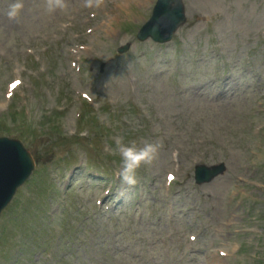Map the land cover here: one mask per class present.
<instances>
[{"label":"rangeland","instance_id":"rangeland-1","mask_svg":"<svg viewBox=\"0 0 264 264\" xmlns=\"http://www.w3.org/2000/svg\"><path fill=\"white\" fill-rule=\"evenodd\" d=\"M13 2L14 0H0V50L4 49V47H9L7 42H9L11 39L19 42V37L28 38L29 36L39 33L41 30L45 29L48 23L47 21L51 17H53L52 20L54 23L66 22L68 20L67 16L71 12L72 6L79 5L82 1L61 0V3L64 5L63 8H55L54 10L49 11V8L45 7V4L49 5V3L52 2L50 0H41L40 6L36 3V0H22L24 7L17 17V22L15 19H9L7 15L10 5ZM29 2H32V4L28 6ZM187 2L198 5L204 10V12L208 13L211 16H219L220 21H211V26L209 27L208 25H206L205 20L200 13L195 12L194 14H192V12H187V14L191 15L192 18H196L197 20H195L194 23L188 24V16L187 23L182 27L183 29L180 31L181 38H185L187 42H189V40H192L194 37L197 40L208 42V39L217 36L219 42L222 45H225V43H227L228 47H231V45H234L235 47H241L242 45H245L247 48H249V50L246 51L242 63L244 62V60H246V56L250 55L251 50L253 51V55L257 59L264 62V0H187ZM41 6H44L47 9V12ZM122 6L126 8L130 7L127 4L125 5L124 1H122ZM224 11L225 13L224 15H222L221 13ZM117 13H119V10H116L114 13V11L112 12L111 8L105 6L98 14V19L104 18L107 15L114 14L117 20H121L122 17H118L115 15ZM48 15L50 16V18L48 17ZM144 16L145 14H142L140 17L136 14H133L129 19H135L139 17L138 21H140L141 17L144 18ZM96 22L97 20H94L93 24L95 25ZM119 27L122 28L121 26ZM42 32L46 35L54 34L52 29H46V31ZM60 37L61 35L50 37L46 41H50L55 44V42H57ZM84 38L87 41H90L92 43L94 42L96 44L91 47L90 51L87 50L89 51L87 55L89 57L98 55V57L94 60H104L105 57H109L111 55V51L116 49V46L125 40V36L116 32L115 29H108V32L104 35L100 34V36ZM127 40L128 38L126 37V41ZM85 44L87 45V43ZM61 47L62 46L59 44L56 50H60V52H62ZM63 50L65 53V49ZM87 51L84 53H87ZM49 58L50 56H46L44 61L49 60ZM234 58L235 57H232L231 60H234ZM4 61L7 62V59H5ZM7 70V67L5 69H2L1 74L6 75V73L8 72ZM51 72H54V70L49 69L48 73ZM144 74L149 75L147 68L131 67L127 72L118 75L113 84L109 85L110 94L114 96L115 94L121 93L126 89L132 90L134 88L137 90V84L141 79V76H143ZM154 74L155 73H152L150 75L152 76ZM49 77L52 76L50 75ZM249 82H252L253 85L250 88L245 86L244 92H251L253 90L257 91V89H259L261 91V94H264V67H262L261 69H257L255 71V76L249 79ZM66 83H69L70 86L72 84H75L78 88L84 85H79L74 81L71 82L68 80V77L63 79V85ZM165 88V86H162V89ZM261 94L257 95L254 99L245 98L244 100L251 102L253 107L258 108L257 106L259 105H257V101L262 99ZM191 102L194 103L193 101ZM207 104L209 105V107H212L210 105L214 104L210 109L219 117L223 116V120L221 121L222 123H225V120H229L232 117V115L229 114H231V110L235 106L234 104L225 103V101L207 102ZM45 106L46 105L37 104L34 106L33 112L38 115L42 107ZM123 107L125 109V105H123ZM171 107L172 105H170V103H167L166 108ZM193 109L195 112H199V108H197L196 106H194ZM219 117L217 118L220 119ZM176 121L183 122L186 120L185 118H183L181 120L172 121V123L169 124L168 128L170 129V127H176ZM192 124L193 123L186 122L187 126ZM257 124L262 125L260 133L262 137H264V110L256 113V115L252 118V124L249 127V131L252 126H255ZM184 125L180 127L178 131H175L178 134L183 135L184 139L179 138V136L169 138L171 142L176 143L177 146H182L183 144L185 148L190 147L191 149H194V143L197 141V138L207 139L211 135H216L218 140L227 139L229 141H232V137H224L219 133L218 127L223 124L218 123L214 127H209L207 129H204L203 131H199L196 138L194 137V134H191L192 131H186ZM127 132H137L139 134V137L137 140H135V142L138 141L142 144L146 141H151L153 137L155 139L157 138V131L144 132L139 127L134 128L133 131H131V129H128ZM183 132L189 133L190 135L186 136L184 135L186 133ZM168 133L174 134L171 132ZM113 136L115 140L122 139V134L119 132H113ZM185 139H191V141L185 143ZM127 141H129V139H127ZM37 142L38 141L36 139L33 141L35 145ZM153 142H162L163 147L167 149V144L162 140L157 139ZM229 146L230 144L228 141L227 144L224 143L222 145L224 149L229 148ZM237 177L240 180L237 181ZM237 177L235 178V180L237 181L239 186L235 187L233 185L232 187L234 198L228 199L227 197H225L219 203L214 217L209 222V244L218 239H242L246 241L251 240L250 242L254 241V239H260L264 241V163H261L255 168L248 170L247 173H244L243 171L240 172ZM222 191L224 190L222 189ZM196 209L203 212L199 208ZM228 212H231L233 215H235L233 220L230 221L231 225H226L227 220H223V217H227ZM236 230L239 231L237 232ZM252 232L255 233L253 234ZM252 235H254V238L251 237ZM246 251L248 254L245 255L251 258L249 262L250 264H252V257L254 252L253 248L251 246H247ZM258 252H261L262 254L264 253V249L258 250Z\"/></svg>","mask_w":264,"mask_h":264},{"label":"clouds","instance_id":"clouds-1","mask_svg":"<svg viewBox=\"0 0 264 264\" xmlns=\"http://www.w3.org/2000/svg\"><path fill=\"white\" fill-rule=\"evenodd\" d=\"M49 11L55 8H63L61 0H52L49 3ZM23 8L22 0H14L7 13L9 19L19 16ZM162 142L146 141L142 146L135 142L123 143L120 139L116 140V152L121 158V166L117 172V178L127 186H135L138 182L137 172L142 166L151 165L157 158Z\"/></svg>","mask_w":264,"mask_h":264}]
</instances>
